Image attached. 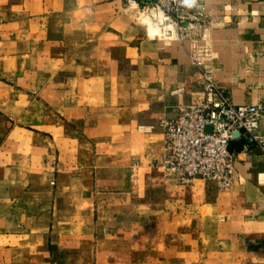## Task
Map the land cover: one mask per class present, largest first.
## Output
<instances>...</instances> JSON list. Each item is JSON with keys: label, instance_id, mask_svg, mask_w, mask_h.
<instances>
[{"label": "crops", "instance_id": "0c3cea01", "mask_svg": "<svg viewBox=\"0 0 264 264\" xmlns=\"http://www.w3.org/2000/svg\"><path fill=\"white\" fill-rule=\"evenodd\" d=\"M137 10L0 0V264H264V143L226 191L159 166L203 71L264 104V0H196L182 29Z\"/></svg>", "mask_w": 264, "mask_h": 264}, {"label": "built area", "instance_id": "2783aa9c", "mask_svg": "<svg viewBox=\"0 0 264 264\" xmlns=\"http://www.w3.org/2000/svg\"><path fill=\"white\" fill-rule=\"evenodd\" d=\"M144 10L162 14L180 25L186 21L185 0H127ZM203 99L181 105L176 119L162 120L165 155L160 163L165 177L187 185L195 180L215 182L226 191L233 185L235 156L228 147L233 134L244 129L249 143H264L257 131L264 117V104H236L220 88L210 71L200 76ZM243 137V136H241Z\"/></svg>", "mask_w": 264, "mask_h": 264}, {"label": "water", "instance_id": "95a60500", "mask_svg": "<svg viewBox=\"0 0 264 264\" xmlns=\"http://www.w3.org/2000/svg\"><path fill=\"white\" fill-rule=\"evenodd\" d=\"M139 1V0H135ZM243 136V137H241ZM249 138V134L245 132L244 129H241L239 132L233 134V140L229 144V151L232 152L233 149H237L238 151H242L243 147L246 143V140Z\"/></svg>", "mask_w": 264, "mask_h": 264}, {"label": "rangeland", "instance_id": "374dc122", "mask_svg": "<svg viewBox=\"0 0 264 264\" xmlns=\"http://www.w3.org/2000/svg\"><path fill=\"white\" fill-rule=\"evenodd\" d=\"M127 1V0H126ZM127 3H128V1H127ZM129 5H133V3H128ZM139 9H140V11L139 10H137V12H138V16L141 18V19H143L144 17H146V16H151V17H153L154 19H157L158 18V13L156 12L155 14L154 13H152V14H150L149 12H145V13H143L142 11L144 10V9H142L141 7H139ZM146 11V10H145ZM149 13V14H148Z\"/></svg>", "mask_w": 264, "mask_h": 264}, {"label": "clouds", "instance_id": "9594fccd", "mask_svg": "<svg viewBox=\"0 0 264 264\" xmlns=\"http://www.w3.org/2000/svg\"><path fill=\"white\" fill-rule=\"evenodd\" d=\"M185 6L192 8L196 6V0H185Z\"/></svg>", "mask_w": 264, "mask_h": 264}]
</instances>
